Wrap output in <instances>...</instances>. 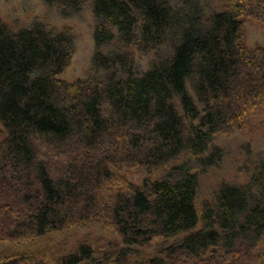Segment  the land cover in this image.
<instances>
[{
	"label": "trees",
	"instance_id": "16d2710c",
	"mask_svg": "<svg viewBox=\"0 0 264 264\" xmlns=\"http://www.w3.org/2000/svg\"><path fill=\"white\" fill-rule=\"evenodd\" d=\"M41 1L63 18L89 8L94 50L85 77L68 82L70 28L35 18L13 29L0 16V241L18 247L0 264L244 260L264 238V159L199 205L198 173L221 159L217 134L246 130L264 106V46L244 43L264 0L208 12L200 0ZM137 52L152 56L142 74ZM86 226L122 246L19 250Z\"/></svg>",
	"mask_w": 264,
	"mask_h": 264
},
{
	"label": "rangeland",
	"instance_id": "374dc122",
	"mask_svg": "<svg viewBox=\"0 0 264 264\" xmlns=\"http://www.w3.org/2000/svg\"><path fill=\"white\" fill-rule=\"evenodd\" d=\"M178 3L179 0H171ZM204 11L220 9L226 0H200ZM0 16L13 29L26 26L35 18L42 19L52 27L71 29L74 36V52L65 71L60 78L73 82L84 78L90 65L94 50V21L89 8H85L75 16L63 18L55 8L46 7L41 0H0ZM244 43L249 48L264 46V22L253 18L245 19ZM152 56L137 52L134 68L138 74L147 70ZM192 93V91H191ZM193 94V93H192ZM250 125L246 130L233 133H219L212 146L222 150L221 159L198 173L197 204L211 200L218 186L223 183L242 184L249 181L255 166L264 159V106L250 117ZM125 177L141 183L150 175L141 172L124 171ZM151 177V176H150ZM120 237L98 226H86L77 230L55 234L37 244L20 246L19 250L37 251L50 249L51 252H68L78 243L87 241L93 245H111L117 243ZM170 241V240H168ZM157 246L149 248L138 247L139 250L154 251ZM17 248V249H16ZM18 250L8 241H0V255L8 250ZM264 249V238L244 260L237 264H258Z\"/></svg>",
	"mask_w": 264,
	"mask_h": 264
}]
</instances>
